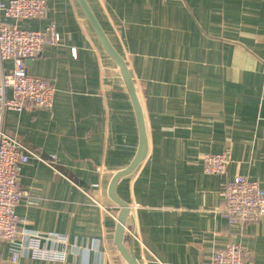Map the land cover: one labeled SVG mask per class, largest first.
<instances>
[{
  "label": "crops",
  "instance_id": "obj_1",
  "mask_svg": "<svg viewBox=\"0 0 264 264\" xmlns=\"http://www.w3.org/2000/svg\"><path fill=\"white\" fill-rule=\"evenodd\" d=\"M83 1L126 66L145 133L141 160L113 186L127 206L123 249L139 264H207L237 242L249 264H264V215L229 222L220 210L228 178L246 175L264 189V0ZM45 5L41 18L6 23L58 33L25 61L53 88L51 106L4 111L2 130L40 158L20 165V224L64 233L69 244L64 260L18 263L128 264L108 186L137 149L134 106L77 0ZM11 65L1 61L0 74ZM204 152L227 153L225 172H205Z\"/></svg>",
  "mask_w": 264,
  "mask_h": 264
},
{
  "label": "built area",
  "instance_id": "obj_2",
  "mask_svg": "<svg viewBox=\"0 0 264 264\" xmlns=\"http://www.w3.org/2000/svg\"><path fill=\"white\" fill-rule=\"evenodd\" d=\"M45 0H7L0 2V62L11 61L8 72L0 74V239L7 243L8 254L0 257V264H19L20 257L42 260H64L68 241L66 234L56 231H39L22 226L14 211L25 195L18 186L20 165L29 157L39 158L29 149L2 130L4 111H20L25 103L33 108L49 109L53 88L43 79L25 71V61L39 55L44 45H55L59 35L49 24L43 30H30L6 23L22 19H38L44 15ZM74 53V51H72ZM9 90L10 95L5 96ZM203 170L207 173H224L229 162L225 152H204L201 155ZM220 210L229 222L254 221L264 215V189L256 179L235 175L226 179L220 189ZM207 264H249V255L237 242L214 250Z\"/></svg>",
  "mask_w": 264,
  "mask_h": 264
},
{
  "label": "water",
  "instance_id": "obj_3",
  "mask_svg": "<svg viewBox=\"0 0 264 264\" xmlns=\"http://www.w3.org/2000/svg\"><path fill=\"white\" fill-rule=\"evenodd\" d=\"M77 2L79 4L81 10L83 11L91 29L93 30V32L95 33L99 43L101 44L102 48L107 53V55L111 59H113L114 62L117 64V67H118L119 71L121 72L122 78L125 82L129 96L132 100L134 110H135L136 120H137L138 135H139V141H138L137 149H136L135 155L133 156V158L129 162V164L126 167H124L123 169L115 172L112 175V177L109 181V186H108L109 195L112 197L113 186H114V183L117 180V178L119 176L131 171L134 168V166L141 160V158L144 154V150H145V133H144V129H143L141 112H140L139 105L137 103V99H136V95H135L134 86H133L132 80L128 74V71L126 69V66H125L123 60L121 59V57L119 55H117L115 53V51L112 49V47L110 46V44L108 43V41L104 37L101 29L99 28L98 24L96 23L95 19L92 16L91 12L89 11L87 6L85 5L84 1L83 0H77ZM113 199L117 202V204L119 205V208H120L119 209L120 210L119 215H118V224H117V227L115 230V235H114L115 244H116L120 254L123 256V258L126 260V262L128 264H139L134 259V257H132L129 253H127V251H125L123 249V247L121 246V239H122L123 231L125 228L124 222H125V216L127 213V206L125 205V203L123 201H119L115 198H113Z\"/></svg>",
  "mask_w": 264,
  "mask_h": 264
}]
</instances>
